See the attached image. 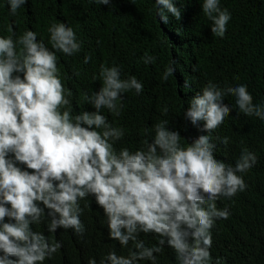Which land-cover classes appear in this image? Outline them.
<instances>
[{
  "label": "clouds",
  "instance_id": "9594fccd",
  "mask_svg": "<svg viewBox=\"0 0 264 264\" xmlns=\"http://www.w3.org/2000/svg\"><path fill=\"white\" fill-rule=\"evenodd\" d=\"M89 2L109 5L111 0ZM8 3L15 16L27 0ZM155 3L165 24L168 14L181 19L174 0ZM202 9L212 21L213 35L225 37L230 11L221 8L220 0H203ZM8 31L13 33L11 26ZM47 31L53 50L31 29L15 39L14 33L0 36V264H44L61 249L60 242H50L31 227L46 215L51 233L62 227L83 238L87 229L81 216L89 205L81 207L80 201L90 194L104 210L110 239L128 249L126 256L109 251L100 264H157L165 243L174 250L177 264H213L211 230L217 220L231 216L227 206L217 207V201L247 190L240 174L257 164V155L243 147L233 166L216 158L209 135L184 147L180 132L170 130L167 120L154 125L155 134L151 142L143 140L144 147L117 151L115 144L125 130L114 127L102 109L119 117L124 107L121 94L134 90L139 95L144 84L135 75L122 79L117 65L101 64L102 87L86 96L95 111L73 115V93L62 82L57 52L73 56L83 42L65 23L53 22ZM141 59L147 65L157 58L146 52ZM90 60L86 55L84 63ZM174 71V66H167L162 79L167 82ZM226 95L235 97L239 113L264 121V106L253 103L247 85L222 89L212 81L191 99L185 118L195 126L203 121L208 133L215 131L230 116ZM163 111L166 114L167 108ZM220 140L228 146V137ZM141 232L154 234L158 243L146 246ZM88 264L97 261L93 257ZM215 264H222V258Z\"/></svg>",
  "mask_w": 264,
  "mask_h": 264
},
{
  "label": "trees",
  "instance_id": "16d2710c",
  "mask_svg": "<svg viewBox=\"0 0 264 264\" xmlns=\"http://www.w3.org/2000/svg\"><path fill=\"white\" fill-rule=\"evenodd\" d=\"M174 3L181 9V19L168 14L169 22L165 24L157 15L155 0H111L109 5L89 0H27L15 16L8 0H0V36L14 33L15 39L31 29L37 32L38 41L53 50L47 31L50 24L65 23L74 29L83 42L81 51L73 56L57 52L62 82L73 93V115L95 111L86 96L102 87L101 64L119 66L122 79L135 75L144 84V91L139 95L134 90L121 94V115L114 117L102 109L114 127L125 130L123 139L115 144L117 151L123 147L132 151L144 147L143 140L151 142L155 134L154 125L167 120L170 130L180 132L182 146L187 147L200 135H209L216 145V158L233 166L243 147L254 152L257 164L240 174L248 184L247 190L231 200L217 201V207L227 206L231 216L217 220L211 230L210 251L213 264L217 257L222 258V264H264V121L239 113L232 95L224 97L231 109L230 116L211 133L203 130V121L195 126L185 118L191 99L202 94L208 81L222 89L245 84L254 97L253 103L264 106V0H220L221 8H227L232 17L223 38L213 35L212 21L203 13V0ZM9 26L13 33L8 31ZM146 52L157 58L155 63H143L141 58ZM86 55L91 56L87 64ZM167 66H174L175 71L165 82L162 73ZM225 136L229 138L227 147L220 140ZM17 166L32 171L25 165ZM80 204L89 205L81 216L87 229L83 238L73 229L62 227L51 233L47 215L39 225H31L33 231L42 232L50 242L57 240L62 245L44 264H88L93 257L100 264L111 250L128 255V249L110 239L107 218L95 196L90 194ZM5 219L7 222L8 218ZM139 238L149 247L158 243L151 233L141 232ZM157 264H177L174 250L167 243L163 252L157 254Z\"/></svg>",
  "mask_w": 264,
  "mask_h": 264
}]
</instances>
